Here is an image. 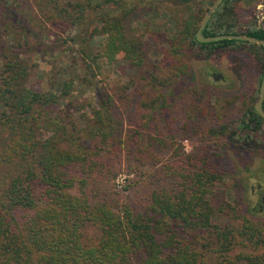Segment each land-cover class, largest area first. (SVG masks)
<instances>
[{"label": "trees", "instance_id": "1", "mask_svg": "<svg viewBox=\"0 0 264 264\" xmlns=\"http://www.w3.org/2000/svg\"><path fill=\"white\" fill-rule=\"evenodd\" d=\"M143 1L0 0V264H264V219L244 217L240 226L213 223L216 209L209 194L225 174L205 153L199 158L203 167L196 168L188 166L194 155L175 147L173 156L183 154L182 163L161 164L159 171L178 187L155 188L138 207L107 198L118 175L117 159L123 154L140 163L153 158L155 141L162 139L157 121L166 111L173 113L167 95L172 79L188 72L187 55L209 58L230 51L251 59L256 88L240 117L203 135L226 136L241 157L252 143H264V118L254 109L264 45L238 39L199 42L196 30L214 0H188L179 15H171L158 66L147 59L144 34L125 24ZM240 1L249 2L222 0L202 34L264 40V19L242 21L236 10ZM100 35L105 40L97 45L93 38ZM38 56L47 58L50 68L34 86ZM118 60L141 70L136 75L154 91L137 105L145 108L146 120L134 128L123 129L117 111L129 85H95L102 61ZM186 90L198 96L197 87ZM207 107L199 96L185 104V125L191 122L195 129L200 117L213 114ZM143 129L151 131L153 142L147 145L154 152L139 145ZM219 149L211 154L221 155ZM203 232L213 237V253L222 261L194 248V238Z\"/></svg>", "mask_w": 264, "mask_h": 264}, {"label": "rangeland", "instance_id": "2", "mask_svg": "<svg viewBox=\"0 0 264 264\" xmlns=\"http://www.w3.org/2000/svg\"><path fill=\"white\" fill-rule=\"evenodd\" d=\"M187 2L188 0L152 2L145 0L136 5L130 14L125 24L144 34L148 61L158 66L162 65L163 50L166 48L163 33H168L172 29L171 15H179L177 10L184 8ZM236 10L239 18L244 22L253 19L261 22L264 19V0L237 2ZM93 40L99 45L105 40V35L96 36ZM35 59L38 67L32 73V82L34 86H38L48 76L50 66L47 58L41 59L38 56ZM187 63L188 72L171 81L175 83L170 87L171 93L167 96L170 101L169 111L173 112L172 115L166 111L161 123L157 121L159 130L162 132H160L162 139L155 141L156 152L147 145L153 142L149 138L151 131L142 130L139 145L142 149H147L148 153L153 151V158H147L140 163L130 154H123L117 159L114 166L118 175L115 180L112 178L107 187L109 192L107 198L138 207L147 200L153 189L178 187L177 180L164 176L159 168L161 164L169 162L182 163L183 154L173 156L174 148L180 146L184 154L194 155L188 161V166L195 164L196 168L203 167L199 158L205 153L207 161L225 174L222 180L213 186L212 193L209 194L211 204L216 209L213 223L219 226H240L244 217L251 220L264 219V143H252L244 152V157H241L234 151L232 142L226 136L214 138L203 135L211 127L240 117L239 110L243 103L248 102L255 93L256 68L250 58L240 52L230 51L213 53L209 58L187 55ZM102 64L95 81L96 88L104 86L111 89L119 82L129 85L126 91L127 99L122 98V104L117 106L122 128H134L138 124H143L146 118L143 119L142 114L146 113V110L138 108L137 105L142 99L153 95L154 91L150 85H147V79L142 80L138 77L139 75H136L135 72L141 70L135 71L121 60L113 64L102 61ZM188 87H197L200 102L205 103L206 107L213 111L212 115L207 112L200 117L195 129L192 126L193 123L190 122L189 126L184 123L185 104L191 103L192 99L198 97L192 91L186 90ZM90 91L92 89L83 95L86 100L91 97ZM234 97L235 101L229 103L228 100ZM159 104V102L156 104L157 108ZM166 119L170 121V130L173 133L171 136L166 134L168 126ZM262 136L264 137V133ZM219 147L218 152L221 155L211 154ZM124 185L128 186L122 189ZM194 239L196 240L194 248L208 252L213 256L214 261H222V258L216 257L217 253H213L216 245L213 244V237L208 232H203ZM234 257L231 255L229 258Z\"/></svg>", "mask_w": 264, "mask_h": 264}, {"label": "water", "instance_id": "3", "mask_svg": "<svg viewBox=\"0 0 264 264\" xmlns=\"http://www.w3.org/2000/svg\"><path fill=\"white\" fill-rule=\"evenodd\" d=\"M222 0H214L212 2V4L210 5V7L207 9L206 13L204 14L197 30L195 33L196 39L199 42H211V41H216V40H220V39H238V40H246L249 42H253L256 44H261L264 45V40H260L251 36H247V35H241V34H221V35H215V36H204L202 34V29L204 27V25L206 24L210 14L212 13V11L215 9V7L221 2ZM264 98V73L262 75V80L260 83V87H259V97L257 99V101L254 104V109L257 111V113L264 118V111L262 109V101ZM264 127V124H263Z\"/></svg>", "mask_w": 264, "mask_h": 264}]
</instances>
